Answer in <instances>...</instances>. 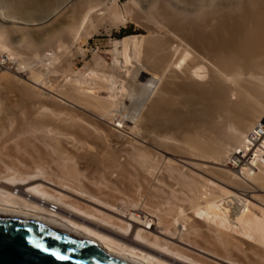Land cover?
I'll use <instances>...</instances> for the list:
<instances>
[{
  "label": "bare ground",
  "instance_id": "1",
  "mask_svg": "<svg viewBox=\"0 0 264 264\" xmlns=\"http://www.w3.org/2000/svg\"><path fill=\"white\" fill-rule=\"evenodd\" d=\"M22 1L0 0V62L13 43L51 68L93 1L38 30L54 0ZM129 4L147 34L115 41L110 62L4 80L0 206L146 264H264V0ZM54 34L61 50L40 58Z\"/></svg>",
  "mask_w": 264,
  "mask_h": 264
},
{
  "label": "rangeland",
  "instance_id": "2",
  "mask_svg": "<svg viewBox=\"0 0 264 264\" xmlns=\"http://www.w3.org/2000/svg\"><path fill=\"white\" fill-rule=\"evenodd\" d=\"M12 1H16V0H12ZM41 1L43 2L44 0H29V1L28 0H24V2L27 5L29 4L32 7H33V5L35 6V4H37L36 7H38V5L40 6V4H44ZM92 1H93V4H89V2L92 3ZM92 1L91 0H78V1H76V0H54L52 3L50 2V4L47 7V10H45V12H42V11L40 12V11H37V10L35 11V13L33 12V14H35L37 17H42V15H44V14L45 15L46 14H49V16L44 17V18H47V19H40V20H38V21H36V22L33 23V25L31 27L32 28L33 27L34 28L36 27L37 30L41 26L44 27L45 24L46 25H52L53 22H54L52 19H54L56 17H58L59 20H60V18L67 19V21H64L65 23L68 22L69 18H71V19L72 18L73 19L77 18V21H78V15L76 14V12L78 13V10H80L82 8L85 9V10H86V8L88 9L89 8V5L91 6L90 13H92L93 16H92V14H90L91 16L89 18H91V19H89L87 21L88 23L87 22L86 23L83 22L82 24H79V26H80L79 28L81 30L78 29V31L79 30L80 31L76 34V37H78V35H80V36L78 38L75 37V39L73 40L74 42H72V43L66 42V43H68V45L66 47L70 46V48L68 47L70 49V51H69L68 48H66V51L63 50L65 52H61L62 51L61 49H60L61 50L60 51L58 49V47L56 48V46L58 45V42H60V40H59V39H61L60 37H62L61 40L63 41V36L55 35V34L54 35L56 37L52 35L53 38L51 37L52 38V39L50 38L51 40L48 39V42H46V44L44 46H42V49L40 50V52L38 54L40 56V58H42V56L44 55V53L52 52L54 50L55 51H60L61 54L64 53L63 55H65V56H63V55L59 54V55H61L60 56L61 58L58 57V58H60L59 60H57L58 63L52 64L51 65L52 66L51 68L49 66L47 68L49 70L43 69L42 68V64H40L41 61H39L37 58H35L34 56H32V54H30L26 49L24 50L22 47L20 48V46H18L17 44H13V43H9L10 45L9 44L8 45L6 44V48L7 49L6 48L2 49V52H3L2 55H4V56H2V58L4 60L1 61L2 63L0 62V65H1L0 66L1 67L0 68V89H1L0 90V95H1L0 98L2 96L4 97L6 95L7 96L8 95H11V94H6L8 92V91H6L7 86L5 85V83H6L7 80H10L11 79L12 81H18L17 82L18 84L23 83L22 81H27V79L25 77H27V74L29 72V68H32V69L33 68L35 69V67L37 69H41L42 68L43 71H41V78L42 79L45 78V80L51 79L52 77L55 78V75L56 74L59 76V78L61 77V79H63V77H65L67 75L66 69H67L68 65L70 64V62H72V63L69 66L74 71H79V70L80 71H84L85 70V65L87 67H90V68L93 67V66H95L94 65L95 58L96 59L99 58L100 60L102 59V62L105 61L106 63H108L112 59L111 51L113 49V46H114V42L115 41L118 42V41L121 40V38H123L124 36H127V35H132V34L145 35V34H147L146 33L147 31H146L145 27H143V25L141 24V23H143V22H141L142 17L139 16V14L141 16H142V14L137 12L138 13V15H137V13H135L137 11L136 8L131 9V11H130V6H129L130 5L129 4L130 0H92ZM24 2H23V4H25ZM34 2H35V4H34ZM73 2H74V4H73ZM81 2H83L84 4L81 3ZM114 2L118 5L119 11H120V17L121 18L120 17L119 18L117 17V20L118 21H116V17L111 16L114 19L111 18V17H109V18L107 17V15H108L107 14V10H108L109 6L111 4H113ZM75 3H76V5H75ZM85 4H87L88 7H86L87 5H85ZM92 5H94V6H92ZM106 7H108V8H106ZM105 9H107V10L105 11ZM98 10H99V12H98ZM98 14H100L101 16H99ZM135 14H136V16H135ZM102 15H104V16H102ZM74 16H76V17H74ZM137 16H139L138 20L136 19ZM124 17H125V19H124ZM122 19H124V20H122ZM8 20L14 21V19H8ZM17 20H19V19H15L16 22H20V20L19 21H17ZM79 20H80V18H79ZM40 21H42V22H40ZM50 21L52 22V24H51ZM21 22H23V21H21ZM23 23H21V24H23ZM17 24H20V23H17ZM24 25L29 26V25H27V22H25ZM81 26H83L82 27L83 29L81 28ZM59 30L61 32V29H59ZM65 30H66V28H65ZM65 30H64V33L63 34H65V32L67 31V30L66 31ZM61 35H62V33H61ZM42 37H44V35ZM57 39L59 41H57ZM55 44H56V46H55ZM70 44H72V45H70ZM116 46L118 47L119 50H121V45L120 44H117ZM83 53H84V55H83ZM16 54H20V55H18L17 58H15L16 57ZM6 56H12V57H10V59H7L6 60ZM13 60H16V61L13 62ZM20 60L21 61L22 60H25L24 63H26L27 61L28 62L26 64H22L21 63L22 65L21 64H18L17 65L16 62H20ZM10 61H12V62H10ZM37 61L39 63H37ZM42 63H45V62H42ZM55 65H57V67ZM16 66H18V67L16 68ZM28 66H29V68H26ZM53 66H54V68H53ZM58 66H59V68H61V70L59 69V71H63L64 70L66 72L64 73V72L56 71L58 69ZM102 69L103 68L100 67L99 70H102ZM53 72H55V73L58 72V73L54 74ZM104 72L106 73L107 72V69H105ZM14 78H15V80H14ZM5 79H6V81H4ZM58 80H60V79H58ZM7 90H8V88H7ZM12 91L13 90L10 91V89H9V92H12ZM13 92H15V91H13ZM3 97L0 99L1 101L4 100ZM231 152L232 151H230L229 153H231ZM246 165H247L246 162H242L241 160L236 161V165L234 166V168H232L233 165L231 166V168H232L231 171L235 172L236 170L240 169V167L246 166ZM50 207H52V205H50Z\"/></svg>",
  "mask_w": 264,
  "mask_h": 264
},
{
  "label": "water",
  "instance_id": "3",
  "mask_svg": "<svg viewBox=\"0 0 264 264\" xmlns=\"http://www.w3.org/2000/svg\"><path fill=\"white\" fill-rule=\"evenodd\" d=\"M0 264L146 263L106 251L62 223L0 206Z\"/></svg>",
  "mask_w": 264,
  "mask_h": 264
},
{
  "label": "snow or ice",
  "instance_id": "4",
  "mask_svg": "<svg viewBox=\"0 0 264 264\" xmlns=\"http://www.w3.org/2000/svg\"><path fill=\"white\" fill-rule=\"evenodd\" d=\"M61 258H63V257H61Z\"/></svg>",
  "mask_w": 264,
  "mask_h": 264
}]
</instances>
